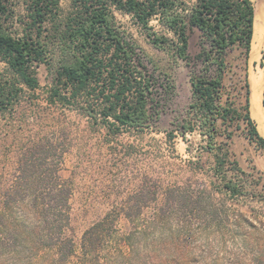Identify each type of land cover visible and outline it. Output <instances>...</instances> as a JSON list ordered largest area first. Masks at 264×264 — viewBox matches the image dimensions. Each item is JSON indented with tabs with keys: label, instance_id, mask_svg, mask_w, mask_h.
Here are the masks:
<instances>
[{
	"label": "trees",
	"instance_id": "trees-1",
	"mask_svg": "<svg viewBox=\"0 0 264 264\" xmlns=\"http://www.w3.org/2000/svg\"><path fill=\"white\" fill-rule=\"evenodd\" d=\"M123 16L154 47L189 67L190 100L184 110L173 111L164 130L169 139L188 141L197 131L200 169L208 162L227 193L243 194L235 177L244 171L231 143L242 135L264 150L251 114L249 74L240 71L252 52L253 0H0V114L14 116L25 92L38 90L42 65L48 71L45 106L56 111L55 135L26 138L0 196L3 256L52 249L63 263L76 257L77 264H187L195 252L184 245L186 237L223 226L212 188L197 196L177 185L146 222L134 213L136 204L125 206L123 215L131 223L125 232L117 227L121 215L109 211L85 230L79 248L66 235L72 186L63 176L69 151L63 118L76 113L113 136L161 131L162 115L176 93ZM195 28L200 50L193 56ZM154 196L158 203V189ZM151 234L158 244L140 243Z\"/></svg>",
	"mask_w": 264,
	"mask_h": 264
},
{
	"label": "rangeland",
	"instance_id": "rangeland-1",
	"mask_svg": "<svg viewBox=\"0 0 264 264\" xmlns=\"http://www.w3.org/2000/svg\"><path fill=\"white\" fill-rule=\"evenodd\" d=\"M68 2L65 0V4ZM122 19L153 57L161 70L160 74L168 76L175 84L176 93L168 111L162 115L161 131H127L113 136L104 129L94 128L87 118L76 113H69L63 118L69 132L66 137L69 151L63 176L72 186L71 219L66 235L73 237L79 248L85 230L109 211L121 215L117 227L125 232L131 226L123 215L125 206L136 204L133 211L144 218L143 223L163 205L169 189L179 185L202 196L203 188L208 187L214 190L215 201L220 208L219 216L225 221L222 227L203 231L197 229L186 237L184 245L195 252L187 264H262L264 150L242 135L233 139V158L244 171L238 172V177H235L244 186L243 194L237 197L225 191L221 180L212 175L208 162L206 169H200L201 135L197 131L189 133L188 141H185L181 136L169 139L164 131L170 127L173 111L184 110L190 100L189 67L181 59H175L170 51L154 47L128 16ZM199 36L200 31L195 28L191 33L189 48L193 56L200 50ZM262 62L264 46L256 51L254 58L250 55L248 64L240 71L242 74L248 73L250 79L256 68L264 66ZM38 73L41 85L34 93L25 92L27 97H24L18 113L12 117L0 114V196L12 181L15 157L26 138L30 135H55L53 119L56 111L46 109L43 99L47 85L46 66L42 65ZM31 99L35 101L30 103ZM204 159H207L205 153ZM156 189L160 192L158 203L154 199ZM159 242L160 239L151 234L140 243L153 245ZM167 242L175 244L172 239ZM77 263L76 257L68 262H60L57 252L52 249H42L37 254H0V264Z\"/></svg>",
	"mask_w": 264,
	"mask_h": 264
},
{
	"label": "bare ground",
	"instance_id": "bare-ground-1",
	"mask_svg": "<svg viewBox=\"0 0 264 264\" xmlns=\"http://www.w3.org/2000/svg\"><path fill=\"white\" fill-rule=\"evenodd\" d=\"M255 3V24L251 56L264 46V0H253ZM251 83V114L260 134L264 137V66H259L250 76Z\"/></svg>",
	"mask_w": 264,
	"mask_h": 264
}]
</instances>
